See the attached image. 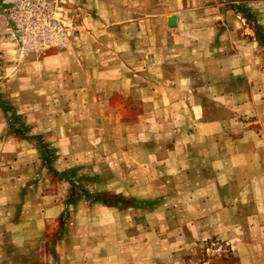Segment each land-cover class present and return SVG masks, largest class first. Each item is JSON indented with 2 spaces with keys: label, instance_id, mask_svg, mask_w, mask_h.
I'll use <instances>...</instances> for the list:
<instances>
[{
  "label": "rangeland",
  "instance_id": "rangeland-1",
  "mask_svg": "<svg viewBox=\"0 0 264 264\" xmlns=\"http://www.w3.org/2000/svg\"><path fill=\"white\" fill-rule=\"evenodd\" d=\"M65 1L76 39L21 56L0 0V254L264 264V0Z\"/></svg>",
  "mask_w": 264,
  "mask_h": 264
},
{
  "label": "built area",
  "instance_id": "built-area-1",
  "mask_svg": "<svg viewBox=\"0 0 264 264\" xmlns=\"http://www.w3.org/2000/svg\"><path fill=\"white\" fill-rule=\"evenodd\" d=\"M10 39L21 56L62 48L76 39L65 0H1Z\"/></svg>",
  "mask_w": 264,
  "mask_h": 264
},
{
  "label": "crops",
  "instance_id": "crops-1",
  "mask_svg": "<svg viewBox=\"0 0 264 264\" xmlns=\"http://www.w3.org/2000/svg\"><path fill=\"white\" fill-rule=\"evenodd\" d=\"M252 134V133H250ZM258 164V170L259 171H256V168L251 164L249 163L248 164V168L250 169V172L247 174L248 175V179H247V182H250L249 185H247L245 187L244 190H247V197H253L254 200L257 202V206L261 205L262 209H259L257 211V220H261L264 221V173L261 172V167H260V164L257 162ZM256 181H258V185L255 186L256 184ZM263 183V184H260V183ZM257 187L255 190H252L254 186ZM262 192H261V191ZM244 194H240V196H242ZM250 201H253L252 199L249 200ZM254 202V201H253ZM256 212V211H255ZM238 213V212H237ZM15 244L17 245V242L15 241ZM4 255L0 254L1 257H4L3 259L7 261V264H9L10 260H11V255H13L10 251H7V254L6 253H3ZM7 257V258H6Z\"/></svg>",
  "mask_w": 264,
  "mask_h": 264
},
{
  "label": "bare ground",
  "instance_id": "bare-ground-1",
  "mask_svg": "<svg viewBox=\"0 0 264 264\" xmlns=\"http://www.w3.org/2000/svg\"><path fill=\"white\" fill-rule=\"evenodd\" d=\"M172 18H173V17H172ZM175 22H176V20L174 19V20H173V23H175Z\"/></svg>",
  "mask_w": 264,
  "mask_h": 264
}]
</instances>
